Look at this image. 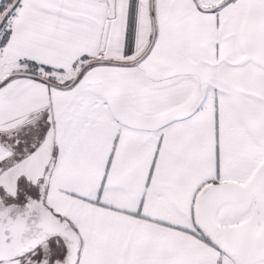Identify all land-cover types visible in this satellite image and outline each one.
Masks as SVG:
<instances>
[{
  "label": "crops",
  "instance_id": "0c3cea01",
  "mask_svg": "<svg viewBox=\"0 0 264 264\" xmlns=\"http://www.w3.org/2000/svg\"><path fill=\"white\" fill-rule=\"evenodd\" d=\"M225 1L20 0L9 16L0 81L99 62L70 87L0 85V129L51 120L23 124L17 161L0 140V182L37 190L55 158L45 201L79 232L77 264H264V0Z\"/></svg>",
  "mask_w": 264,
  "mask_h": 264
},
{
  "label": "water",
  "instance_id": "95a60500",
  "mask_svg": "<svg viewBox=\"0 0 264 264\" xmlns=\"http://www.w3.org/2000/svg\"><path fill=\"white\" fill-rule=\"evenodd\" d=\"M20 0H13L0 18V25L7 15L15 9ZM226 0L224 3L228 2ZM154 36L152 38V45ZM80 70L68 84L71 86L78 79ZM30 76L38 78L46 83L51 81L43 75L30 71H19L8 74L0 85L13 76ZM36 116L25 120L23 124L31 121ZM55 164L52 157L42 181L38 185V195L28 197L23 207L14 212L6 211L0 214V233L7 231L8 234H0V262H9L23 257L36 250L42 252V256L36 264H50L47 252L54 250L51 240L58 237L64 244L65 253L62 257H56L53 264H77L81 250L82 240L77 229L72 223L56 214L46 203L45 197L50 177Z\"/></svg>",
  "mask_w": 264,
  "mask_h": 264
},
{
  "label": "flooded vegetation",
  "instance_id": "af4514ba",
  "mask_svg": "<svg viewBox=\"0 0 264 264\" xmlns=\"http://www.w3.org/2000/svg\"><path fill=\"white\" fill-rule=\"evenodd\" d=\"M20 133H23V122L13 128L0 129V140L3 138L4 141L2 143L6 144L10 148H13L14 153L20 157L18 159L23 158V149H20L21 145H23V139L18 137ZM6 163L7 162L4 161L0 164V176H2L7 170ZM20 178V175L17 176L12 185L0 182V214L6 211L14 212L19 210L23 207V204L26 202L28 197H36L38 195V186L37 190L23 191V183L20 181ZM0 234H8V232L4 231ZM47 255L50 257V264H53V260L56 258L54 252L51 250V252H47ZM41 256L42 252L40 250H36L20 258L23 260L33 258V262L36 264ZM20 258L13 259L9 262H0V264H14L15 261Z\"/></svg>",
  "mask_w": 264,
  "mask_h": 264
},
{
  "label": "trees",
  "instance_id": "16d2710c",
  "mask_svg": "<svg viewBox=\"0 0 264 264\" xmlns=\"http://www.w3.org/2000/svg\"><path fill=\"white\" fill-rule=\"evenodd\" d=\"M12 1L13 0H1V5H0V18H1V16H2V14L4 13V11L8 8V6L12 3ZM230 1V0H229ZM13 11V10H12ZM12 11L7 15V17L4 19V21L1 23V25H0V32L1 31H3L4 32V40H3V43H5V41H6V39L9 37V35H10V29L8 28V18H9V16L11 15V13H12ZM83 62L80 64V70H82L81 71V73H80V75H79V77L81 76V74H82V72L86 69V68H88V67H90V66H92V65H94V64H96V63H99L98 61H93V60H91V58L90 57H88V56H84L83 58ZM29 63V68H28V71H30V72H33V73H36V74H40V75H44L41 71H40V66L39 65H37V64H35L34 62H28ZM45 69V71H49L50 70V68H48V67H45L44 68ZM79 70V71H80ZM45 77L46 78H48L50 81H51V83H48V84H50V85H52V86H57V87H70V86H68V84L73 80V78H71V79H68V80H66V81H64V82H60L58 79H56L55 77H52V76H47V75H45ZM79 77H78V79H79ZM38 79V78H37ZM77 79V80H78ZM77 80L75 81V82H77ZM73 85V84H72ZM71 85V86H72ZM1 140H4L3 138H1ZM17 160H19V159H16V161ZM221 264H222V262H221Z\"/></svg>",
  "mask_w": 264,
  "mask_h": 264
},
{
  "label": "rangeland",
  "instance_id": "374dc122",
  "mask_svg": "<svg viewBox=\"0 0 264 264\" xmlns=\"http://www.w3.org/2000/svg\"><path fill=\"white\" fill-rule=\"evenodd\" d=\"M36 126H38L39 128L43 129L44 131H47L50 128V126H51V120L49 118L47 119L45 117H43L42 119L40 117H37L36 119H32L31 121H29V123L27 124V127H29V128L36 127ZM51 159L49 160L48 165H49ZM2 178H4V176H0V180ZM224 198H226V196H224ZM52 242L58 243V245L60 247V251L59 252L64 254L65 247H64V244L61 241V239H59L58 237H55V238H52L51 243ZM53 247H54L53 252H54L55 256L57 257V255L59 253L58 252L59 248L56 245L53 246ZM14 264H35V263L33 262V258L32 259H28V260H23V259L20 258L17 261H15Z\"/></svg>",
  "mask_w": 264,
  "mask_h": 264
}]
</instances>
